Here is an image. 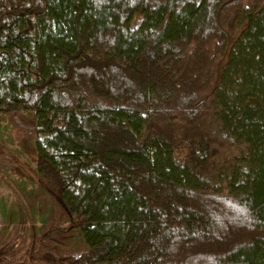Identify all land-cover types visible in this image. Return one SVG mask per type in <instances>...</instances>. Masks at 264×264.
Wrapping results in <instances>:
<instances>
[{
    "label": "trees",
    "instance_id": "obj_1",
    "mask_svg": "<svg viewBox=\"0 0 264 264\" xmlns=\"http://www.w3.org/2000/svg\"><path fill=\"white\" fill-rule=\"evenodd\" d=\"M0 116V264H264V0H0Z\"/></svg>",
    "mask_w": 264,
    "mask_h": 264
},
{
    "label": "rangeland",
    "instance_id": "obj_2",
    "mask_svg": "<svg viewBox=\"0 0 264 264\" xmlns=\"http://www.w3.org/2000/svg\"><path fill=\"white\" fill-rule=\"evenodd\" d=\"M34 155L27 147L23 134L17 130L13 121L8 116H0V236L4 238L13 233L19 198L16 193L15 182L26 184L29 188L44 185L40 183L32 172ZM55 199L47 195L44 207L45 214L33 215L36 226L42 225L50 213Z\"/></svg>",
    "mask_w": 264,
    "mask_h": 264
}]
</instances>
